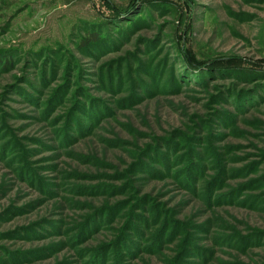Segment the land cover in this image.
<instances>
[{"label":"rangeland","instance_id":"1","mask_svg":"<svg viewBox=\"0 0 264 264\" xmlns=\"http://www.w3.org/2000/svg\"><path fill=\"white\" fill-rule=\"evenodd\" d=\"M0 264H264V0H0Z\"/></svg>","mask_w":264,"mask_h":264},{"label":"trees","instance_id":"2","mask_svg":"<svg viewBox=\"0 0 264 264\" xmlns=\"http://www.w3.org/2000/svg\"><path fill=\"white\" fill-rule=\"evenodd\" d=\"M89 39H87V40H85L84 41V45H88V44H90V43H95V42H97L98 41V39L100 38L97 34H91L90 33V35H89Z\"/></svg>","mask_w":264,"mask_h":264}]
</instances>
